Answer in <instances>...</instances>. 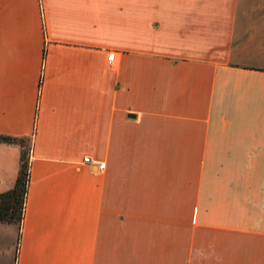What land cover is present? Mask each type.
I'll return each mask as SVG.
<instances>
[{"label": "crops", "instance_id": "0c3cea01", "mask_svg": "<svg viewBox=\"0 0 264 264\" xmlns=\"http://www.w3.org/2000/svg\"><path fill=\"white\" fill-rule=\"evenodd\" d=\"M0 134V264H264V0H0Z\"/></svg>", "mask_w": 264, "mask_h": 264}, {"label": "trees", "instance_id": "16d2710c", "mask_svg": "<svg viewBox=\"0 0 264 264\" xmlns=\"http://www.w3.org/2000/svg\"><path fill=\"white\" fill-rule=\"evenodd\" d=\"M0 142L17 144L20 148L19 168L14 185L0 192V222L20 225L26 204L32 138L0 134Z\"/></svg>", "mask_w": 264, "mask_h": 264}, {"label": "rangeland", "instance_id": "374dc122", "mask_svg": "<svg viewBox=\"0 0 264 264\" xmlns=\"http://www.w3.org/2000/svg\"><path fill=\"white\" fill-rule=\"evenodd\" d=\"M241 1H243L244 3H250L253 0H241ZM26 144H28V143H26ZM11 226H12V236H11L12 245L15 247V245H16V237H17V233H18V226H17V224H14V223ZM0 237H1V235H0ZM8 257L9 256H7V254L5 252H3L2 249L0 248V260L8 258Z\"/></svg>", "mask_w": 264, "mask_h": 264}, {"label": "built area", "instance_id": "2783aa9c", "mask_svg": "<svg viewBox=\"0 0 264 264\" xmlns=\"http://www.w3.org/2000/svg\"><path fill=\"white\" fill-rule=\"evenodd\" d=\"M113 58H114V53H113V52H110V53L108 54V61H109L110 63H112ZM84 161H85V162H91V159H90L89 157H85V158H84ZM98 164H99V168H100V169H102V168L104 167V163H103V162H99Z\"/></svg>", "mask_w": 264, "mask_h": 264}]
</instances>
